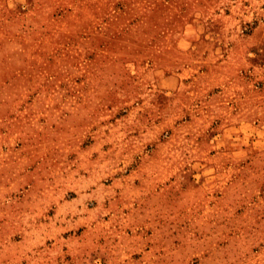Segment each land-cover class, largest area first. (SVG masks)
Returning a JSON list of instances; mask_svg holds the SVG:
<instances>
[{
    "label": "rangeland",
    "instance_id": "1",
    "mask_svg": "<svg viewBox=\"0 0 264 264\" xmlns=\"http://www.w3.org/2000/svg\"><path fill=\"white\" fill-rule=\"evenodd\" d=\"M0 264H264V0H0Z\"/></svg>",
    "mask_w": 264,
    "mask_h": 264
}]
</instances>
